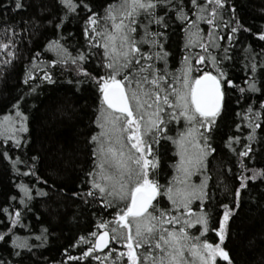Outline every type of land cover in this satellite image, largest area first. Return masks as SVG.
I'll use <instances>...</instances> for the list:
<instances>
[{
	"label": "trees",
	"instance_id": "1",
	"mask_svg": "<svg viewBox=\"0 0 264 264\" xmlns=\"http://www.w3.org/2000/svg\"><path fill=\"white\" fill-rule=\"evenodd\" d=\"M21 2L23 8L17 10L15 0H0V42L11 38L14 46L9 50L15 52L14 58L0 52V121L15 117L17 128L23 125L27 129L16 131L11 139L0 135V234H6L0 241V264H111V260L93 258H103L108 250L84 256L90 244L81 242L82 237L94 241L96 237L91 234H99L103 229L98 225L112 220L116 211L104 207L100 196L87 195L94 191L89 173L95 169L96 158L94 144L89 141L99 131L94 121L101 108V94L95 80L80 74L76 64L53 66L58 57L48 51L49 43L59 41L72 56L95 52L89 49L84 33L88 13L83 7L72 12L60 0ZM84 2L93 11L102 12L109 0ZM184 4L187 12L191 6L187 0ZM157 14L165 13L158 8ZM221 17L223 23L217 32L224 38L218 41L219 48L210 51L218 59L230 57L222 61L221 68L234 86L223 88L220 115L206 133L212 150L206 169L191 181L199 184L209 177L204 211L209 215L210 231L202 239L218 242L211 229L219 227L227 205L233 214L223 246L232 264H264V40L259 39L264 34V0H225ZM165 20L169 24L165 43L170 54L168 66L176 71L186 54L185 23L176 19L173 10L167 11ZM152 27L165 31L159 25ZM234 27L238 31L229 41ZM200 28L207 33L209 26L200 23ZM191 51L201 50L194 47ZM5 60L11 63H3ZM80 63L93 76L103 74L93 55ZM196 67L215 74L210 65ZM46 72L54 82L43 78ZM29 74L33 78L25 83ZM253 81L258 91L249 90ZM17 111L21 116H16ZM255 123L260 127L253 131ZM187 127L183 120L172 123L166 135L175 138ZM253 135L254 139H249ZM246 146L251 148L248 156L239 155ZM153 151L159 160V181L167 185L176 175L177 146L162 138ZM245 177L255 178L248 179L241 189ZM22 185L29 189L30 199L21 190ZM198 204L192 205L194 211L199 210ZM165 206L170 207V202L162 198L161 207ZM16 212L21 215L13 226ZM200 228L197 225L189 231L199 235ZM17 242H26L28 247H16ZM113 247L124 250L118 244ZM217 264L226 262L217 259Z\"/></svg>",
	"mask_w": 264,
	"mask_h": 264
},
{
	"label": "snow or ice",
	"instance_id": "2",
	"mask_svg": "<svg viewBox=\"0 0 264 264\" xmlns=\"http://www.w3.org/2000/svg\"><path fill=\"white\" fill-rule=\"evenodd\" d=\"M60 2L72 12L83 7L88 13L84 33L89 49L96 51L72 56L59 41L49 43L48 51L58 57L53 66L67 62L76 64L80 74L96 82L101 108L94 121L99 131L89 141L94 144L96 163L94 171L89 173L94 191L87 195L100 196L104 207L116 209L112 220L98 225L104 231L91 234L96 237L94 241L81 238L82 243L90 244L84 256L108 249L103 258H93L111 260V264H217L219 258L232 264L223 245L233 212L225 205L219 227L211 229L218 242L213 244L202 239L210 231L209 215L204 211L209 198V177L205 176L199 184L191 181L192 176L206 169V160L212 151L206 133L220 115L223 88L234 86L221 68L222 61L230 57L225 55L218 59L210 51L219 48L218 41L224 38L217 30L223 23L221 9L225 0H187L191 6L187 12L184 0H109L102 12L93 11L84 0ZM15 8H23L21 0H15ZM158 8L165 14L158 15ZM168 10L175 11L176 19L185 23L182 31L186 54L176 71L169 70L170 54L165 48ZM200 23L209 26L207 33L200 28ZM153 25L165 31L155 30ZM237 31V27L231 29L229 41ZM259 39L264 40V34ZM13 46L11 38L6 43L0 42V52L14 58L15 52L9 50ZM194 47L201 51L192 53ZM223 51L227 53L228 49ZM89 55L98 58L103 74L93 76L82 67L80 62L87 61ZM3 63H11V60ZM206 64L215 68V74L196 67ZM251 68L254 72L256 65L253 63ZM193 72L200 74L193 76ZM32 78L29 74L25 83ZM43 78L54 82L47 72ZM249 90H259L254 81L249 84ZM255 115L259 117V113ZM16 116L21 113L17 111ZM181 120L188 126L186 131L175 138L166 135L169 125ZM259 127V123L253 124V131ZM16 131L27 129L23 125L16 129L12 117L6 116L0 121V135L5 139L12 138ZM162 138L173 141L179 156L174 165L176 175L167 185L159 181L160 165L153 151ZM249 139H254V135ZM16 142L19 144V140ZM250 151V146H246L239 155L246 157ZM254 178H243L240 188H245L247 180ZM21 190L31 198L26 186L22 185ZM239 194L238 189L236 196ZM162 198L171 206L161 207ZM195 202H199L198 211L192 208ZM20 215V212L15 213L13 226ZM197 225L201 226L199 235H193L189 230ZM5 235L0 234V241ZM117 244L124 250L113 247ZM15 246L28 247L26 242H17Z\"/></svg>",
	"mask_w": 264,
	"mask_h": 264
},
{
	"label": "rangeland",
	"instance_id": "3",
	"mask_svg": "<svg viewBox=\"0 0 264 264\" xmlns=\"http://www.w3.org/2000/svg\"><path fill=\"white\" fill-rule=\"evenodd\" d=\"M12 120H13V123H14V127H15L16 129H19V128H17V127H18V124H17V122L15 121L16 118H15V117H12ZM9 132H11V129H9ZM14 136H16L15 133H14ZM14 136H12V138H13ZM9 139H11V138H9ZM217 259H219V258H217Z\"/></svg>",
	"mask_w": 264,
	"mask_h": 264
},
{
	"label": "water",
	"instance_id": "4",
	"mask_svg": "<svg viewBox=\"0 0 264 264\" xmlns=\"http://www.w3.org/2000/svg\"><path fill=\"white\" fill-rule=\"evenodd\" d=\"M102 231H104V230H101L99 233H101ZM108 249H104L103 251H98V252H100V253H103V252H106Z\"/></svg>",
	"mask_w": 264,
	"mask_h": 264
}]
</instances>
